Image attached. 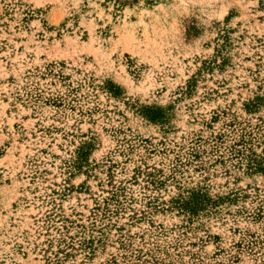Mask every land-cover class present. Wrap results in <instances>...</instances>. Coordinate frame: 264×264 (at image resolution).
<instances>
[{"label": "rangeland", "instance_id": "obj_1", "mask_svg": "<svg viewBox=\"0 0 264 264\" xmlns=\"http://www.w3.org/2000/svg\"><path fill=\"white\" fill-rule=\"evenodd\" d=\"M0 264H264V0H0Z\"/></svg>", "mask_w": 264, "mask_h": 264}]
</instances>
